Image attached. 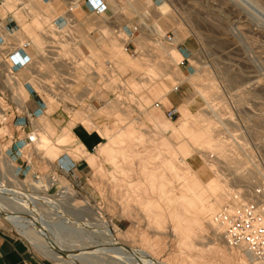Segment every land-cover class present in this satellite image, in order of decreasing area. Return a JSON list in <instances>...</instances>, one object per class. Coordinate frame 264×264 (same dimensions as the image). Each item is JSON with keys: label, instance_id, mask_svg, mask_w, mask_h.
Returning <instances> with one entry per match:
<instances>
[{"label": "rangeland", "instance_id": "obj_1", "mask_svg": "<svg viewBox=\"0 0 264 264\" xmlns=\"http://www.w3.org/2000/svg\"><path fill=\"white\" fill-rule=\"evenodd\" d=\"M61 1L64 4L61 12L67 11L71 0ZM74 3L72 8L80 18L79 24L84 23L85 27L81 32L85 36V72L80 69L79 84L73 88L75 92L81 90L83 95L63 96L58 111L54 109L44 118L53 123L48 126L47 121L44 127L53 137L50 148L57 146L58 156L68 153L74 160H80V168H84L81 177L85 190L78 198L81 207L71 213L81 217L85 224L78 232L72 231L78 235L73 239L98 245L91 259L93 264H145L139 258L141 250L150 253L147 258L165 259L171 264L179 261L180 264H239V259L241 264H254L255 258H251L245 247L229 246L226 228L215 222V213L225 205L236 211L252 197L250 185L264 182V0H104L106 8L103 7L101 17L97 14L85 17L88 12L83 9L94 6L84 0ZM105 28L110 31L105 33ZM24 29L32 31L31 27ZM115 38L121 52H115L109 44ZM103 39L106 40L102 42ZM173 40L180 54L170 44ZM92 43L101 52L96 58L88 50L94 51ZM178 55L180 60L184 56L189 58V62L179 66ZM93 68L97 77L93 76ZM110 103L116 106L111 108ZM172 107L180 110L170 118L167 110ZM85 116L92 117L97 128L108 129L109 135L102 138L100 145L86 143L69 126L72 119L88 124L82 120ZM44 119L38 120L44 124ZM63 127L77 136L75 142L58 143L56 137ZM119 130L133 132V136L118 137ZM94 131L95 128L90 129V133ZM203 132L208 138L201 137ZM109 137L120 143L110 144ZM138 137L144 138L143 144ZM163 139L172 150L163 145ZM130 144L150 151H145L146 155L145 152L135 156L126 154ZM184 145L206 167L205 177L213 175L220 184L215 183L217 191L210 194V197L222 196L210 220L205 218L207 207L203 211L202 207L200 210L199 206L185 203V199L192 197L190 189L170 175L172 168L158 160L162 153L172 158L176 167L183 164L186 176L201 175V169L185 163L188 155ZM119 147H128L127 152L121 155L116 151ZM147 157L152 158L147 163L152 164V170L156 167L158 179L168 173L173 182L172 194L168 195L174 204L170 205L169 200L146 184L139 164L147 165L143 161ZM192 157L188 156V160ZM123 160L132 161L134 166ZM131 190L135 191L134 196ZM178 196L184 197V201ZM150 198L158 203L157 209L153 206L155 209L147 210L144 206ZM87 201H95L97 206L88 209ZM154 212L161 215V220L152 218L156 216ZM97 215L100 224L92 226L85 222V218L93 222ZM124 244L132 250L122 248L119 251L122 255L118 251H97L99 247H127Z\"/></svg>", "mask_w": 264, "mask_h": 264}, {"label": "built area", "instance_id": "obj_2", "mask_svg": "<svg viewBox=\"0 0 264 264\" xmlns=\"http://www.w3.org/2000/svg\"><path fill=\"white\" fill-rule=\"evenodd\" d=\"M18 1L19 7L23 8V14L33 16L32 10L25 7V0ZM84 1L94 6L88 9L85 17L100 15L105 11L104 0ZM3 5L4 0H0V6ZM72 7L74 0L69 1L67 11L52 17L51 23L41 32L46 38L45 42L42 48L34 53H30L33 47L32 38H20L21 27L12 12L8 13L7 20H3L0 25V98L4 101L3 104L0 102V128L3 129L0 144L4 146L5 162L8 158L18 163L16 170L11 172V177H0L3 181L0 183V197L13 208L6 209V214L2 215V220L6 221L10 228L1 227L42 256V250H38L19 229L12 227L11 220L20 215L30 219L29 223L41 219L66 233L69 227L65 226L68 225L65 223V214L75 202L70 200L74 198L80 203L78 198L85 190L81 171L77 168L80 160H74L68 153H64L51 162L42 156L41 150L36 146L41 127L38 119L48 113V98L59 102L63 96L83 95L81 90L75 92L73 88L79 84L77 81L80 69L85 72V67L84 58L77 51L83 44L80 35L82 25ZM187 62L189 58L184 56L178 65L185 66ZM94 63L96 67L95 60ZM92 72L93 76L97 77L96 68H93ZM18 86L25 87L27 91L28 96L22 101L16 93L15 87ZM175 88L178 90V87ZM177 112V108L172 107L167 110V116L173 118ZM6 169L7 166L4 170ZM262 182L256 183L255 186L250 185L254 196L249 197L242 207L233 212L229 205H225L216 214L215 220L226 228L229 245L247 248L264 264ZM94 203L87 201V208L93 210ZM80 207L79 204L78 209ZM9 215H12L11 219Z\"/></svg>", "mask_w": 264, "mask_h": 264}, {"label": "bare ground", "instance_id": "obj_3", "mask_svg": "<svg viewBox=\"0 0 264 264\" xmlns=\"http://www.w3.org/2000/svg\"><path fill=\"white\" fill-rule=\"evenodd\" d=\"M17 1L18 0H4V5L3 6H0V7L7 8V12H6L5 16H3L0 19V25L3 24V20H4V22L7 20L6 17L8 16V13L12 12L13 13V16L15 17V20H16L17 24L20 25V27H21L20 38L31 37L32 40H33V47L30 49V53L37 52L40 48H42V46H43V44L45 42V39H46L41 34V32L43 30H45L46 29V26H48L51 23V21L53 20L52 17H54V16H56L58 14H62L63 12H65V11L61 12L62 10H64V4H62V1L61 0H50V1H44V0H25V2H26L25 4H27L25 7L26 8H30L31 7L30 9L33 12V16L28 17V16H26V15L23 14V12H22L23 8L22 7H19V5H18V2L19 1L18 2ZM75 1H78V0H75ZM142 6H141V8H142ZM10 7H12V9H11L12 11L8 10V8H10ZM13 7H15V8H13ZM84 10L88 12L87 9L84 8L83 11ZM101 14H103V13H101ZM100 17H101V15H100ZM84 20H87V19H84ZM166 21H168V19ZM23 25H24V27H27L28 29L31 27V30L32 31L31 32L26 31L24 29ZM83 26H84V23H83ZM83 26H81V28H82L81 32H83V30L85 29V27H83ZM105 29H106L105 30V33H106V31L107 32L110 31L109 28H105ZM85 32H86V30H85ZM27 33H29V35L32 34V36H29ZM84 38H85V36L82 35L81 36V40H82V43L83 44H82V46H79L77 48V51L79 53H81L83 55V57H85V54H84V50H85V44H84L85 41H84ZM105 40L106 39H103L102 42L105 41ZM91 42H94V41L92 40ZM109 44H111V46H112L113 49L115 48V52H121V51H119L120 49L118 48L119 45H118V42H117V39L116 38L115 39H111V42ZM170 44L175 47L176 53L178 54L179 53L178 44L176 45L175 42H174V40ZM93 46H94V51H92L90 48L88 50L90 51V55L92 54L94 56V58H96V56H100L101 55V52H100V50H96L98 48H97V46H96L95 43L93 44ZM160 50L161 51H159V52H162V53L165 52V50L162 49V48ZM90 55H88V58L91 57ZM176 58L179 59V55ZM178 63H179V61H178ZM96 65H98V64L96 63ZM100 68L101 69L103 68L102 65L100 66ZM15 89H16V93L19 96L20 100L22 101L23 99H25V97H26L25 95L27 94L26 88L25 87H22V86H20V87L18 86V87H15ZM48 102H49L48 112L50 114H51V111L54 110V109L56 111H58L59 102H57L55 99H52V98H48ZM110 104H111L110 105L111 108H113L114 106H116V103H110ZM71 109H73V108L71 107ZM177 110L179 111L180 110V107ZM44 118L46 119L47 117L46 116H42L39 119L42 120ZM80 118H78L77 120H80ZM91 118L92 117H87V116H85V117L82 118L83 121H85L87 123L89 122L88 124H80L79 121H75L74 119H72L71 121H69V126L73 130L75 129L77 136H79L80 138H83V140L86 143H89V142L98 143L99 142V145H100L101 144V141H102V138L103 137H107L109 135V132H108V129L102 130L101 127L100 128H97L98 127L97 124L95 125L94 121ZM45 119H44V124H42V122H39V124L41 125V127L39 129L40 131L38 132V140H37L36 146L41 150L42 156H44L45 158H47V160H50L51 162H53L56 158L59 157L57 154L60 151V148H58L55 145L52 146V149L50 148L51 147L50 144L53 142V141H51L53 137L48 133L47 130H44V127H45V125H46V123L48 121V120L46 121ZM49 125H53V123L51 121H48V126ZM82 127H84V129H81ZM91 128H95V131H94L93 134L90 133V129ZM2 132H3V129L0 128V134ZM131 133H133V132H129L127 134L124 131L122 132L121 130L116 131V134H118L117 135L118 137L123 136L125 138L126 137H129V138L132 137L133 135H131ZM77 136L72 131H70V129H65L63 127L62 128V131H60V134L57 135L56 139H57L58 143L64 144L66 142H68V143L75 142ZM201 137L208 138V135L203 132L201 134ZM138 138H140V137H138ZM109 139L111 140V141L108 140L110 144H114L115 145V144H119L120 143V142L118 143V141H116V140H113V137H109ZM141 140L144 141V138H140V144L143 142V141L141 142ZM137 142L139 144V141H137ZM122 143H123V141H122ZM162 143H163V145L166 148L172 150V146L170 145V143L168 141H166V140L163 139L162 140ZM155 144H156V142H155ZM107 146L108 145H106L105 148H109V146L108 147ZM184 146H185V149H184L185 153L188 156H191L192 157L193 155H191V152H190L189 147H186V145H184ZM220 147H222L221 144H220ZM127 148H125V147L124 148H120L119 147V148H117L116 151L122 153L121 155H124L127 152L126 151ZM220 150H221V148H220ZM98 151H99V149H98ZM101 151H104L103 148H101ZM128 151H129V153L127 152L126 154H129V155L132 154V155H134L136 153L137 154H141V153H143L145 151L148 152V151H150V149L145 148L144 150H141V149H138L137 147L134 148V145H131L130 144V146L128 148ZM147 152H145V155H146ZM62 154H64V153H62ZM161 154H160V158H158V160L159 159L162 160V164H165V165L169 166L170 168H172L173 171L172 170L171 171L173 172V174H170V175H172V177L175 176L176 177V180H179V181L183 182L182 184L187 185L188 186V189H190V191H191L192 197L185 199V203L187 205L189 204L191 207H194V206L195 207H198L199 206L200 207V210L203 208V211H204V208L207 207L205 209L206 210L205 211V214L207 213V215H206L205 218L208 219V220H210V217L209 216H211V218L212 217L214 218V216H212L213 215L212 213H214L219 208L218 205L220 203V200H221V197L222 196H220L221 194L220 195L219 194H216V195H213L214 197H210V194H211V192H216L217 191V188L215 187V183H218V180L215 179V177L213 175L212 176H209V177H205V175H206V170H205L206 167H204V165H201L200 163L197 162L198 157H196V156H193L191 160H188V156H187V161L185 163H188L189 162V163H191L190 164L191 166L192 165L195 166V169H201L202 170V174L200 175L198 173H195L192 176L191 175L190 176H186L185 173L183 172L184 171V168H186V167H183L184 166L183 164L180 167H176V165L174 163V160L172 158L169 159V157H165L166 155L165 156H162ZM127 157L128 156H126V158ZM72 158L75 159L74 157H72ZM4 159H5V157H4V147L0 144V177L2 175H3V177H5V176H10L11 177V174H12L11 172H13V171L16 170L15 167L17 166L18 163L17 162H12L8 158H7L6 162H5ZM145 159L143 161H145L146 163H147V160H151L152 161V158H148L147 157ZM130 160H128V161H130ZM123 161H125L126 163L128 162L126 160H123ZM118 162H119V160H118ZM131 162L132 161H130V164H131ZM155 162H156V160H155ZM131 165H133V163ZM139 165H141V168L140 169H143L142 174L144 175L143 176L144 177V180H145L146 184H148L150 186L151 191L155 192L156 194H160L162 196V198H165V199L169 200V204L171 205V203H173V202H170L172 198L169 197V195L172 194L171 193L172 188H170V186H171L170 184H172L173 182H171L170 181V178L167 177V174L168 173L167 174H165V173L162 174L160 176L161 179H158V172L156 170H154L156 167H154V169L152 170V167L153 166H151L152 165L151 163H149V164L147 163V165L144 163L143 166H142V164H139ZM5 166H7V169L6 170H4L5 169ZM123 167H125V166H123ZM193 169H194V167H193ZM122 170L123 171H127L124 168ZM133 173H135V172L133 171ZM116 181H117V179H116ZM179 181H177V182H179ZM2 182L3 181L0 180V183H2ZM118 183L120 184V181ZM140 183H142V182L140 181ZM122 184L124 185L123 181H122ZM219 189L220 188H218V190ZM131 192H133V191L131 190ZM134 192L132 193L133 195L131 194L132 196H134ZM144 192H146L145 195L148 196V189H145ZM253 192H254V190L253 191L250 190L251 196H254V193ZM126 194H127V192H126ZM151 194H152V192H151ZM135 196H136V194H135ZM138 196L141 197L140 194ZM182 198L184 199V197H179V199L183 200ZM160 199L161 198H159V200ZM130 200H133V198L130 199ZM141 200H142V198L141 199L139 198V201H141ZM70 201H72V202L75 201V202H74V206L73 205H70V210H68V212L65 214V223H68V225L65 224V226L69 227L68 230L66 231V233H64L59 228H56V226H52V225L47 224L44 221H41V219H37V220L35 219L34 221L32 220L31 223H29L30 221L28 222V220H30V219H27V217H21V215L20 216L18 215L19 216L18 218H16V216H15L14 218H16V219L13 218L11 220L12 221V224H13L12 227H15V228L19 229V231L22 233V235L25 238H27L38 250L39 249L42 250L44 256L50 257L53 260L59 261V262H61L63 264H78V263H81V264H93V261L91 259H92V257H94L93 255H95L97 253L96 252V249H98V247H97L98 245L97 244H94V243L93 244H91V243L83 244L81 241H75L73 239L75 236H78V235L74 234L72 231L78 232L77 230L80 229V228H82L81 227L82 224H85V223L83 222L84 220L81 217H77V216L74 217V215L71 213L72 211L77 212L78 207H79V204H78L79 201H77L74 198H72ZM145 201H147V202L146 203H143V204H144V206L147 207L146 208L147 210H148V208H151V207H152V209H155V207L158 205V203L156 202L155 199H151L150 198V200L147 199ZM132 202H134V201H132ZM143 202H144V199H143ZM153 206H155V207H153ZM166 206H168V205H166ZM128 207H130V206H128ZM175 208H176V206H175ZM6 209L12 210L13 208L10 207V205L8 206L6 203H4V201L0 197V226H4L6 228H10V226L6 224V221H3L2 220L3 219L2 218V215L4 216L6 214ZM156 209H157V207H156ZM203 211H202V213H203ZM22 212H24V211H22ZM150 213L153 214L152 211H150ZM154 213L156 214V216L153 215L152 218L154 219V217H157V219L161 220L159 218V217H161V215L160 214H157L156 212H154ZM210 214H212V215H210ZM215 215H216V213H215ZM204 216L205 215H203V217ZM8 217H9V219H11L12 218V215H9ZM93 219H94V222H91L89 219H86L85 218V220H87L85 222L87 224H89V225H92V226L95 225V224H100V215L97 216V219H96V217H93ZM200 222H202V221H200ZM159 225H161V224L159 223ZM108 233H109V231H108ZM225 236H226V233H225ZM146 239L147 238H145V240ZM226 241L228 243L227 236H226ZM151 242H153V241H151ZM124 245H126V244H124ZM152 245H154V242L152 243ZM229 246H231V245H229ZM231 247H242V246H231ZM122 248H125L126 250H132L131 247L129 249V246H127V247L122 246L121 248H117V247L114 246L113 248H109V247L108 248H105V247L100 248L99 247V250H97V251H98V253H99V251L102 253V252H104L103 250H108L109 252L111 251V253L112 252L113 253H117V251L119 252L120 249H122ZM246 250L248 251L247 253L251 256V258L252 257L255 258L253 256V254L250 252V250H248L247 248H246ZM146 256H150V253H148L145 250H141V253L139 255V258L145 264H171L170 261L165 260V259H161L160 260V259H156V258H147ZM223 256H224V254H223ZM226 256H228V255H226ZM225 259H227V257H225ZM229 260H230V258H229ZM256 260L257 259L255 258V261H254L255 263L254 264H263L261 261H256ZM225 261L228 262V259L225 260ZM230 261H232V260H230ZM239 261H240L239 264H241V260L240 259H239ZM242 261H244V258H242ZM179 262L177 264H180Z\"/></svg>", "mask_w": 264, "mask_h": 264}, {"label": "crops", "instance_id": "obj_4", "mask_svg": "<svg viewBox=\"0 0 264 264\" xmlns=\"http://www.w3.org/2000/svg\"><path fill=\"white\" fill-rule=\"evenodd\" d=\"M7 12V8L0 7V19ZM80 162V161H79ZM77 163L79 171L80 163ZM0 264H59L32 250L25 242L7 233L0 226Z\"/></svg>", "mask_w": 264, "mask_h": 264}]
</instances>
